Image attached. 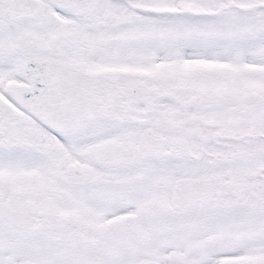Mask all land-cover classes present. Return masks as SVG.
Instances as JSON below:
<instances>
[{
    "label": "snow or ice",
    "instance_id": "1",
    "mask_svg": "<svg viewBox=\"0 0 264 264\" xmlns=\"http://www.w3.org/2000/svg\"><path fill=\"white\" fill-rule=\"evenodd\" d=\"M0 264H264V0H0Z\"/></svg>",
    "mask_w": 264,
    "mask_h": 264
}]
</instances>
